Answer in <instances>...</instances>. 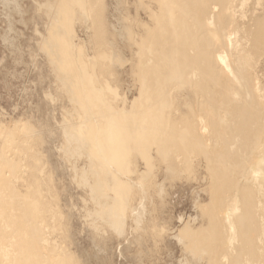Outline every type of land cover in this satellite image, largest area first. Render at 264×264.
Here are the masks:
<instances>
[{
	"label": "bare ground",
	"instance_id": "bare-ground-1",
	"mask_svg": "<svg viewBox=\"0 0 264 264\" xmlns=\"http://www.w3.org/2000/svg\"><path fill=\"white\" fill-rule=\"evenodd\" d=\"M138 1L148 22L125 24L123 47L105 0L44 4L41 44L70 103L59 150L94 205L85 209L93 239L121 235L126 221L139 231L158 176L202 174L199 226L189 218L172 233L190 257L184 264H264V0ZM78 22L88 54L72 42ZM123 74L131 99L120 93ZM10 123L0 125V264H83L69 251L71 215L57 204L52 169L33 152L42 139Z\"/></svg>",
	"mask_w": 264,
	"mask_h": 264
},
{
	"label": "rangeland",
	"instance_id": "rangeland-1",
	"mask_svg": "<svg viewBox=\"0 0 264 264\" xmlns=\"http://www.w3.org/2000/svg\"><path fill=\"white\" fill-rule=\"evenodd\" d=\"M47 1L50 0H0V125L8 126L11 121L12 123L21 121L24 126L21 127V131L20 127H15L16 130L19 129L20 133L34 130L42 139L43 142L36 146L37 151L33 152L39 155L41 166L45 164V172L49 173L50 167L52 169L53 186L59 200L57 204L61 211L71 215L70 221L68 220L70 223L66 221L67 228L72 234L69 251L80 262L85 261L83 264H184L185 260L189 262V255L183 251L181 244L174 240L172 233L189 218L196 219L191 223L192 227L199 226L200 213L195 203L208 202L205 192L201 191L205 187L202 174L198 177L202 179L196 182L188 181L184 177L171 182L170 179H163L165 176H158L155 181L157 186L150 188L149 193H145V197L151 199L146 198L143 202L146 209H143L145 212L142 218L146 220L142 219L139 231L134 228L132 231L133 229L129 227H135L134 224L126 221L121 235L108 230L103 236L104 241H98L97 236L96 240L93 239L94 233L89 225L91 218H87L85 209H93L94 205L90 200H86V189L77 184L76 177L71 171V163L63 159L59 150L63 143L60 129L63 119L70 116L67 117L66 113L70 103L63 91L57 90L58 83L42 45L49 29L44 14L46 10L44 4ZM138 2L105 0V17L109 22L107 25H110L108 29L116 34V39L110 37L109 41L120 40L122 44L119 45L122 46L125 41L120 37L124 35L123 26L131 23L134 27L140 20H145L143 12L136 11ZM146 21L148 22V19ZM88 35L80 22L74 24L72 42L82 45L85 54L90 53L93 48ZM118 52L122 62L129 59L128 50L120 48ZM126 69L128 62L118 68V73ZM127 76L122 75L120 93L131 99L135 97L136 92L130 83L131 78ZM49 129L51 132H47ZM81 163L79 160L77 165L82 167ZM159 185L162 189L160 197V191L157 189L160 188ZM152 194L158 197L155 198ZM161 216L163 220L159 219ZM152 229L157 231L155 235L151 232Z\"/></svg>",
	"mask_w": 264,
	"mask_h": 264
}]
</instances>
